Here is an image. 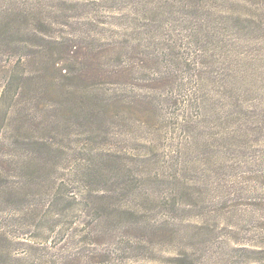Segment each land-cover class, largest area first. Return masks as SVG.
I'll return each instance as SVG.
<instances>
[{
  "label": "rangeland",
  "instance_id": "1",
  "mask_svg": "<svg viewBox=\"0 0 264 264\" xmlns=\"http://www.w3.org/2000/svg\"><path fill=\"white\" fill-rule=\"evenodd\" d=\"M0 264H264V0H0Z\"/></svg>",
  "mask_w": 264,
  "mask_h": 264
},
{
  "label": "trees",
  "instance_id": "2",
  "mask_svg": "<svg viewBox=\"0 0 264 264\" xmlns=\"http://www.w3.org/2000/svg\"><path fill=\"white\" fill-rule=\"evenodd\" d=\"M92 68V67H91ZM129 68V65H128V63L126 62V63H124L123 64V66H119V67H117V68H112V69H108L107 70V73H99L100 75H103L104 77H109V78H111V79H114V80H110L111 82H113V83H116V84H118L119 82L118 81H120L119 79H120V77H122V76H125L126 74H127V69ZM101 71H104V70H101ZM106 71V70H105ZM104 71V72H105ZM65 73H63L62 74V76H67V77H70V75H72L73 73L70 71H64ZM85 74H87L86 72H85ZM88 76V75H87ZM92 78H99V75L98 74H95Z\"/></svg>",
  "mask_w": 264,
  "mask_h": 264
}]
</instances>
